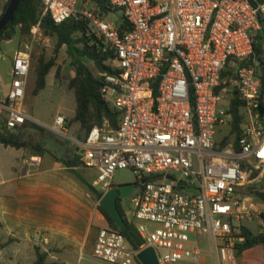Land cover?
<instances>
[{
    "label": "built area",
    "instance_id": "built-area-1",
    "mask_svg": "<svg viewBox=\"0 0 264 264\" xmlns=\"http://www.w3.org/2000/svg\"><path fill=\"white\" fill-rule=\"evenodd\" d=\"M40 1L43 16L56 25L88 22L117 64L101 94L120 114L118 129L105 120L80 144L83 165L97 173L91 186L104 195L118 170L138 175L132 223L160 264H203L207 257L238 264L237 245L245 243L240 229L263 213L251 191L264 175L262 80L254 52L264 31V0H105L122 13L120 24L101 17L90 0ZM122 24L130 30L121 33ZM31 65L30 54L14 56L12 84L0 98V131L39 124L25 110ZM235 96L246 115L238 150L220 149L218 131L233 121ZM68 124L58 115L50 130L68 137ZM40 164L37 156L26 161ZM251 172L258 173L253 180ZM142 250L108 227L99 231L92 256L105 264H141Z\"/></svg>",
    "mask_w": 264,
    "mask_h": 264
},
{
    "label": "crops",
    "instance_id": "crops-1",
    "mask_svg": "<svg viewBox=\"0 0 264 264\" xmlns=\"http://www.w3.org/2000/svg\"><path fill=\"white\" fill-rule=\"evenodd\" d=\"M8 92L0 98H5ZM58 115L65 116L68 123L72 121L67 126L68 135L72 134L69 142L57 141L48 134L41 135L32 145L43 147L44 154L30 148L5 147L0 143V231L9 242L18 240L44 248V252L49 253V264H74V259L78 260L77 264H84L83 257L93 253L99 231L108 228L109 224L86 188L96 178V171L84 165L73 167L87 181L84 185L61 162L82 163L84 149L80 144L89 134H84L85 129L74 121L76 108L72 113ZM49 133L55 134L52 130ZM35 156L41 159V164L38 167L26 165V161ZM260 183L259 191L264 192V175L254 184ZM257 205L264 212V204L259 202ZM257 247L264 249V246ZM203 264L217 263L207 257Z\"/></svg>",
    "mask_w": 264,
    "mask_h": 264
},
{
    "label": "trees",
    "instance_id": "trees-1",
    "mask_svg": "<svg viewBox=\"0 0 264 264\" xmlns=\"http://www.w3.org/2000/svg\"><path fill=\"white\" fill-rule=\"evenodd\" d=\"M90 1L92 5L97 8L101 17H109L110 15L120 12L119 10H112L109 7L108 2L105 0ZM9 2L10 0L6 4L4 12L6 11ZM43 13L44 6L40 0H22L13 20L0 33V44L4 41H11L16 34L15 32L17 28H19L22 36H27L37 25H40V29L45 35L55 36L57 38L56 52L58 53L61 48L67 47V53L70 56L72 66L76 71L75 78L71 81V88L75 91L76 101V115L74 121L80 123L82 128L85 129L88 134L95 126H102L105 120L109 121L110 127L113 130H117L120 121V114L104 101L101 94L105 76L116 73V61L111 59V56L102 52L100 43L95 41L88 22H75L70 20L61 25H56L49 15L43 16ZM129 30L130 28L128 25L122 24V27L120 28L121 33L128 32ZM263 43L264 31L262 30L257 34L254 47L255 56L260 58L262 61L264 57ZM107 62H109V65H107ZM89 63H93L96 66L97 70L102 75L101 77H97L93 74L88 67ZM252 64V60L245 62L246 66ZM55 65V59L47 61L44 58H41L39 60L37 65L36 87L34 91L35 96H38L40 92L46 89L47 77ZM259 70L262 80L261 104L264 106V66L259 65ZM243 106L244 104L242 101L235 96L231 102V113L233 115L231 132L236 134L235 148H237V142L242 135L241 127L243 124V115L241 112ZM0 143H2L5 147H12L16 149H34L38 152V154H44V152H46L43 147H37L30 143L23 142L16 133L8 131H0ZM61 162L68 168L83 165V162L80 164L63 160ZM257 176L258 173H250L251 180L255 179ZM137 186H139V184H137ZM113 187L115 186L113 185ZM86 188L92 194L95 201L100 202L103 195L96 191L91 184H88ZM255 196L264 204V192L258 191ZM122 200V198H118L117 205L127 225V229L125 230L118 227L106 210L99 205L98 210L107 220L110 229L117 230L123 234L133 249L137 251L142 250L145 247V243L140 237L136 226L132 222L128 221L126 215L124 214L121 207ZM261 219L264 223V212L261 215ZM0 228H2L1 222ZM240 231L242 236L245 238V243L237 245V255H240L244 250H246L244 248L245 244L249 245L247 249L256 246H264V234L256 235L245 226H242ZM35 249L37 256L35 264H49V253L42 252L39 247H36Z\"/></svg>",
    "mask_w": 264,
    "mask_h": 264
},
{
    "label": "rangeland",
    "instance_id": "rangeland-1",
    "mask_svg": "<svg viewBox=\"0 0 264 264\" xmlns=\"http://www.w3.org/2000/svg\"><path fill=\"white\" fill-rule=\"evenodd\" d=\"M9 0H0V15L3 14L4 8ZM110 22L120 24L122 21V13L117 12L109 17H105ZM15 36L11 41H4L0 44V96L4 97L12 84V64L14 56L18 53H28L31 55L32 65L28 79V87L26 91L25 110L38 120L39 124H29L27 129L19 130L15 132L21 141L26 143H34L39 141L41 135L48 134L56 138L57 141L69 142L72 134L68 137H62L59 134L49 133V126L54 123V118L57 114H69L75 111V91L71 88V81L75 78L76 71L72 66V60L67 53V47L61 48L58 53L56 52L57 38L55 36L45 35L41 29L31 30V33L27 36H22L19 28L16 29ZM257 37V35H256ZM264 49V43H263ZM41 58L47 61L55 59L56 65L51 70L47 77L46 89L39 93L38 96L34 95L37 79V65ZM264 62V57H263ZM109 65V62H107ZM88 67L97 77L102 75L97 70L93 63H89ZM257 73L260 75L259 66H256ZM231 99H232V95ZM224 108L228 109L229 99L225 98ZM243 122L246 119L245 109L242 108ZM233 122V121H232ZM232 122L228 126L220 128L217 135V143L220 149H225L230 145H235L236 134L232 131ZM72 123L69 122V126ZM45 129L47 132H45ZM49 131V132H48ZM87 131H84L86 134ZM226 141V142H225ZM225 143V146H224ZM56 152V151H54ZM58 154V153H57ZM90 181L93 178L89 179ZM138 184V175L132 170H118L114 174L113 185L121 186L126 184ZM260 184L253 185L251 193L255 197L257 203L260 202L255 196L256 192L260 189ZM140 185L134 190L133 195L140 190ZM89 192V191H88ZM89 195L93 198L92 194ZM262 203V202H261ZM98 207L99 202L96 201ZM121 207L126 215L128 221L133 222L131 210L133 208L132 197L123 199ZM261 216H255L251 221L245 222L246 228L250 229L254 234H258L260 231L264 232ZM263 222V221H262ZM10 240V239H9ZM201 247L205 252H209L208 240L206 237H200ZM36 246L32 244L22 243L18 240L8 241L0 231V263H17V264H35L37 261ZM42 252L44 248H40ZM52 252V251H50ZM84 264H105L92 257V254L83 257ZM238 263H264V249H259L257 246L251 249L244 250L240 255H237ZM81 262V261H80ZM72 263H78L77 259H74ZM185 264V263H179Z\"/></svg>",
    "mask_w": 264,
    "mask_h": 264
},
{
    "label": "water",
    "instance_id": "water-1",
    "mask_svg": "<svg viewBox=\"0 0 264 264\" xmlns=\"http://www.w3.org/2000/svg\"><path fill=\"white\" fill-rule=\"evenodd\" d=\"M22 0H10L8 7L2 17L0 18V33L10 24L13 20L17 10L21 4ZM260 65L264 66V62L260 59ZM261 116L264 115V108L260 109ZM67 171L74 175L77 179H79L84 185H87V181L81 175V173L73 168L67 169ZM145 181H143L144 183ZM179 185L186 186L185 182H180ZM137 188V184H126L121 186L113 187L109 192L103 195L99 202V206H101L109 216L112 218L113 222L120 227L121 229H127V225L124 221V218L118 208L117 200L118 198L127 199L129 198L134 190ZM193 192V190H191ZM248 244L244 245V248H248ZM138 260L141 264H160L157 253L154 248L148 247L143 249L138 254Z\"/></svg>",
    "mask_w": 264,
    "mask_h": 264
}]
</instances>
